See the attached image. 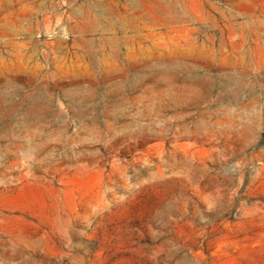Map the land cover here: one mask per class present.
<instances>
[{
    "label": "rangeland",
    "instance_id": "374dc122",
    "mask_svg": "<svg viewBox=\"0 0 264 264\" xmlns=\"http://www.w3.org/2000/svg\"><path fill=\"white\" fill-rule=\"evenodd\" d=\"M0 264H264V0H0Z\"/></svg>",
    "mask_w": 264,
    "mask_h": 264
}]
</instances>
